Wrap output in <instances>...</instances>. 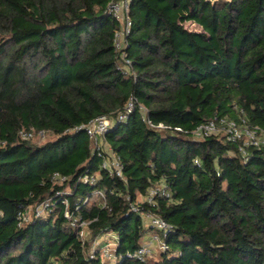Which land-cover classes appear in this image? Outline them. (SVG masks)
<instances>
[{
  "label": "trees",
  "instance_id": "obj_1",
  "mask_svg": "<svg viewBox=\"0 0 264 264\" xmlns=\"http://www.w3.org/2000/svg\"><path fill=\"white\" fill-rule=\"evenodd\" d=\"M113 1L0 0V264H264V143L192 135L264 131V0H130L120 50Z\"/></svg>",
  "mask_w": 264,
  "mask_h": 264
},
{
  "label": "built area",
  "instance_id": "obj_2",
  "mask_svg": "<svg viewBox=\"0 0 264 264\" xmlns=\"http://www.w3.org/2000/svg\"><path fill=\"white\" fill-rule=\"evenodd\" d=\"M130 0H115L111 2L107 9L108 13L119 22L120 28L115 32L114 34V46L116 50H120L125 43V36L129 32L130 28V20L128 17V4ZM133 105L132 103H128L126 107V112L131 111ZM124 117V114L119 116V119H122ZM109 119L102 115L98 116L92 121H90L85 127V131L88 135V137L93 141L94 146L97 148L98 142L97 139L101 137V135L104 134L106 129L109 126ZM159 127H162V125H159ZM175 130L180 131L179 128H175ZM222 134L226 137L228 141L235 142V141H242L244 145H252V146H258L260 143H264V131L258 129V128H249L244 125V127L238 126L237 123L234 121H226L224 119H213L211 121H208L207 123H204L198 127L192 132V135L198 138H204L211 135H217ZM32 132H20V136L28 139L32 137ZM107 155L104 157V161L102 166L106 167L110 170H114L116 175H120V166L118 164V161L115 159V157L110 153L109 150H107ZM54 178H56L58 183H61L64 178L58 177L57 175H54ZM101 197L103 196L101 193H98ZM155 195L160 196H167L168 194L165 191V187H157L153 188L149 191L147 196V201H151ZM64 204H66V201H63ZM48 206L47 203H43L36 207L35 211L37 213H40L43 209H45ZM86 224L84 222L79 223V227H84ZM150 225L152 227L157 228L158 230L162 232H166L168 226L167 224L162 221L161 219L157 217H150ZM150 242H154L159 245L160 249L164 248V244L161 240L158 239L156 235L151 236ZM150 248L144 244L142 248H140L135 256L140 257L142 255H146L149 253ZM103 254L105 256L111 257V253L108 248H103Z\"/></svg>",
  "mask_w": 264,
  "mask_h": 264
},
{
  "label": "rangeland",
  "instance_id": "obj_3",
  "mask_svg": "<svg viewBox=\"0 0 264 264\" xmlns=\"http://www.w3.org/2000/svg\"><path fill=\"white\" fill-rule=\"evenodd\" d=\"M212 1V0H211ZM187 28L189 29H194L195 27L193 25H190V24H186L185 25ZM52 138V135L48 134V133H45V132H38L36 134H33L32 137L30 138L31 141L33 143H37V144H42L44 142H46L47 140L51 139ZM152 243V246L153 247H149L150 248V251L149 253L152 254L150 257L151 259H155L157 258L158 256V253L160 251V248H159V245L154 243V242H151ZM154 244V245H153ZM105 261V260H104ZM107 261V260H106ZM110 264L112 263L111 261H109Z\"/></svg>",
  "mask_w": 264,
  "mask_h": 264
},
{
  "label": "crops",
  "instance_id": "obj_4",
  "mask_svg": "<svg viewBox=\"0 0 264 264\" xmlns=\"http://www.w3.org/2000/svg\"><path fill=\"white\" fill-rule=\"evenodd\" d=\"M145 244H146L148 247H153V246H152V243H151L149 240L146 241ZM153 245H154V244H153Z\"/></svg>",
  "mask_w": 264,
  "mask_h": 264
}]
</instances>
